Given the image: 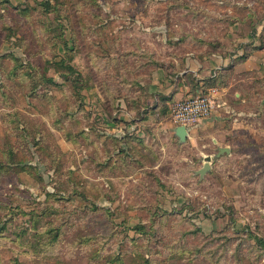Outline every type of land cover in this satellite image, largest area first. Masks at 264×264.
<instances>
[{"label": "rangeland", "instance_id": "obj_1", "mask_svg": "<svg viewBox=\"0 0 264 264\" xmlns=\"http://www.w3.org/2000/svg\"><path fill=\"white\" fill-rule=\"evenodd\" d=\"M137 21L163 55L264 49V0H0V264H264V77L203 178L153 116L120 148L91 69L112 42L150 48Z\"/></svg>", "mask_w": 264, "mask_h": 264}, {"label": "crops", "instance_id": "obj_2", "mask_svg": "<svg viewBox=\"0 0 264 264\" xmlns=\"http://www.w3.org/2000/svg\"><path fill=\"white\" fill-rule=\"evenodd\" d=\"M108 24L105 22V26ZM133 25L135 29H151L153 32L157 28V25L143 21H137ZM144 34H147V31ZM152 35V41L147 42L150 48H146V51L143 46L141 48L138 45L128 49L122 40H119L118 44L112 42L114 47L111 53L114 57L123 52L132 54L128 57V66L124 69L121 67L123 76L117 79L110 78L108 69L105 67L99 71L91 69L95 80L98 81L99 77L105 78L103 83L95 81L94 86H91L92 92L96 95V108L100 106L103 109L101 116L105 134L115 137L119 141L120 148L129 149L127 142L143 137V129L149 126V120L153 116L156 118L152 123L156 139L165 140V143L174 142L180 146L185 151L183 156L185 160L190 157L185 155L186 152L190 154L193 149L206 156L205 153L217 152L220 146H229L225 126L230 122L233 129L238 127L239 116L245 112L238 106L248 104L247 96H244L245 93L239 89L240 85L245 82L252 83L264 77V49L255 52H252V49L244 59H239L244 53L240 50L232 55L203 53L189 49L185 53L171 52L163 55L159 47L162 37L158 31ZM102 41L104 43L105 39ZM177 41L180 42L179 45L184 43L178 38ZM95 42H89V44L95 46ZM107 45L104 44L105 47ZM95 49L100 48L95 46ZM90 54L92 52L89 51L88 55ZM103 54L106 55L104 50ZM96 55L95 52L94 56ZM240 67L245 70L246 75L235 78L233 74ZM100 72L102 76L99 75ZM207 80H215L221 84L218 88L221 89L222 99L226 105L218 109L211 118L189 130L186 142L180 143L175 134L176 124L170 115L167 119L164 113L166 110L170 113L171 105L176 101L204 91ZM109 88L114 93L113 97H110ZM111 101L114 103V108H110Z\"/></svg>", "mask_w": 264, "mask_h": 264}, {"label": "built area", "instance_id": "obj_3", "mask_svg": "<svg viewBox=\"0 0 264 264\" xmlns=\"http://www.w3.org/2000/svg\"><path fill=\"white\" fill-rule=\"evenodd\" d=\"M225 105L221 89L211 87L198 95L176 101L171 105L170 117L176 126L184 125L191 130L202 121L211 118Z\"/></svg>", "mask_w": 264, "mask_h": 264}, {"label": "trees", "instance_id": "obj_4", "mask_svg": "<svg viewBox=\"0 0 264 264\" xmlns=\"http://www.w3.org/2000/svg\"><path fill=\"white\" fill-rule=\"evenodd\" d=\"M100 42H102V40H99V41L95 42V46L99 47ZM103 50L106 53L105 49H102V52H103ZM98 52H100V49L99 50L97 49V52H96L97 55L100 54V53L98 54ZM107 55L109 57L104 55V58L105 57L107 59L109 58L110 65H109V63L107 64V62H106V67H105V68L108 69L107 72H109L108 74H110L109 77L117 79V77L123 76V74L121 72V67H123V69H124V68H126V66H128L127 65V64H129L128 63L129 62V58L128 57H130L132 54H130V53L127 54L126 52H123V54L122 53H118L114 57V55H112V53L109 52ZM126 58H128V59H126ZM113 67H115V68H113ZM102 81L104 82L105 78ZM207 81H208V83H206L207 86L204 87V91H206L208 88H211V87H220V85H221L220 83L218 84L215 80L214 81L207 80Z\"/></svg>", "mask_w": 264, "mask_h": 264}, {"label": "water", "instance_id": "obj_5", "mask_svg": "<svg viewBox=\"0 0 264 264\" xmlns=\"http://www.w3.org/2000/svg\"><path fill=\"white\" fill-rule=\"evenodd\" d=\"M176 136L179 138L180 143H184L187 140V137L189 135V130L187 129L186 126L180 125L177 126L175 130ZM231 154V148L229 146H220L217 149V152L213 155H206L204 157V165L203 167L197 171L196 173L200 175L201 178L205 176L210 170H211V165L214 161L219 160L221 157L225 155H230Z\"/></svg>", "mask_w": 264, "mask_h": 264}]
</instances>
